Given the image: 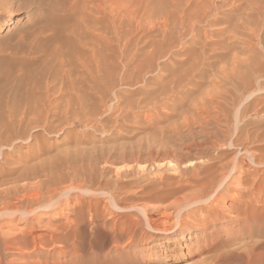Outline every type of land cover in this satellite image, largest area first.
<instances>
[{
	"label": "rangeland",
	"instance_id": "374dc122",
	"mask_svg": "<svg viewBox=\"0 0 264 264\" xmlns=\"http://www.w3.org/2000/svg\"><path fill=\"white\" fill-rule=\"evenodd\" d=\"M81 1L0 0V22L8 19V15L13 11L15 21L11 28L0 33V88L6 86L4 91H0V102L6 94L10 96L14 92L20 77L25 78L28 75L25 79L30 78L29 73L24 75L25 77L22 76L25 71L44 66L54 68L60 65L61 60L70 64V59L64 54L66 55L71 48L69 46L70 31L72 32L71 29H74L78 23L75 19L83 20L89 17L98 27L108 28L109 39L114 38L117 20L111 14L107 16L97 14L98 17L94 9H91L94 11L93 15L90 14L87 10V0L83 3ZM105 1L93 0L92 4L94 6L96 3L94 6L96 7L98 3L103 5ZM112 1H110L112 5L110 3L109 5L116 7L115 11L118 6H121L122 39L119 45L115 43L107 51L100 53L105 58L109 73L106 91L101 94L95 93L86 99L87 101H81L72 90L70 93L69 91H63L62 94L56 92L61 85L56 86L58 88L54 89L56 93L54 92L50 101L58 106V111L51 106L49 129H45L46 127L44 128L41 124L38 128L31 130L32 136H35L34 139L23 142L20 153L16 152L10 158V163H14L20 156L32 151L31 155H37L39 160L37 158L36 161H31V165L39 162L46 163H42V169L53 168L55 177H61L62 181L41 189V192L45 194L51 190L59 192L54 199L56 203L50 210L28 207V211L32 213L28 215L31 218L27 216L30 221L25 217L22 219L17 216L9 225L5 224V219L0 218V235L4 238L28 237L31 241L32 228L36 236L42 234V243L39 242L38 246L33 247L32 243H28L24 250L13 245L7 249L2 248L5 264H34L35 262L36 264H220L219 259H223L222 264H235L238 257L245 253L250 245L261 243V239L264 241V233L259 232L261 237L257 233L258 228L264 225V217H261L260 210L257 208L260 205L256 201L261 191L255 190L247 198H241L238 193L246 188V183L232 181L231 191L224 192L225 200L216 207V211H222L227 215L225 213L227 207L237 208L240 201L241 215L239 212L231 214V217L236 218L234 223L230 219H221L215 224L207 223L198 226V220H202V215L194 208L193 213L189 210L191 215L185 222L184 228L177 227L173 234L154 232L149 229L144 212L153 210L155 214L159 211L162 214L165 209L169 210L165 211L167 213L173 212L175 202L170 192L186 184L191 186V189L186 185L188 188L184 190V194H193L200 190L194 183L186 181L184 183L183 180L189 178L186 176L188 173L194 175L202 172L200 169L206 164L209 165L207 161L212 156L214 159L218 158L220 154L209 145L211 142L209 139L214 141L215 134L226 144L227 149L224 152L225 160L220 164L231 163L235 158L242 160L249 156L248 153V155L243 154L245 150L237 151L232 146L238 135L237 125L234 122L236 108L227 104L226 96L223 97V95L230 93L234 83V73L246 72L248 64L258 66L261 61L264 62L261 44L264 38V0H239L240 2L238 0H162L160 2L120 0L121 4L125 3L124 6L120 3L118 5V0ZM111 8L112 11L114 8ZM87 13L89 14L86 15ZM152 16L156 19L153 20ZM104 25L105 27H102ZM225 45L229 48L226 49ZM56 48L57 54H55ZM86 51L89 50L76 49L75 53L88 61L87 64H96L91 62V52ZM60 55L63 57L61 58ZM260 65L264 66V63ZM188 67L191 71L187 69ZM221 70L224 71L221 73ZM77 72L76 80L81 78V80L84 79V83L86 82L85 87L82 81L78 80V83L83 86L79 89L78 84L77 95L91 86H94L91 87L92 89L98 88L97 91L100 92L101 83L88 74L87 69L80 68ZM218 74L221 75L218 76ZM261 75L264 76L263 73ZM250 77V79L255 78ZM176 78L179 79L176 80ZM256 79L258 80V77ZM223 84L226 86V92ZM227 88L230 89L228 93ZM40 92L38 96L42 94L41 97H44L43 92ZM208 94H211L212 100ZM71 95L73 98L69 97ZM202 95L205 96L204 100ZM244 95H249V92ZM203 101H205L204 104ZM200 102L204 106L207 104L205 106L207 108H204ZM222 103L224 106L220 105ZM69 105L70 112L65 117L62 110L67 109L66 106ZM220 107H223L222 110ZM223 110L224 114L228 115V123L222 116ZM207 111H211L210 114ZM216 114L218 118L221 116L220 118L223 119L217 120ZM254 115L250 113L246 120L257 124L259 132L264 135V126L261 125L264 115L262 113ZM40 120L45 118L40 117ZM215 120L223 125L217 124ZM254 131L259 138L256 128L250 129L251 136L256 137ZM221 133L223 135H220ZM231 134H233L232 137ZM263 140L264 137L248 146L251 153L262 156L264 163V150L257 148L264 144ZM204 145L205 147H202ZM165 153L168 155L166 156ZM164 156L167 159H163ZM198 156L201 157L200 160L195 158ZM174 157L177 162L179 160L180 167L183 165L184 170L180 168L181 172L188 169L187 174L184 172L176 175L171 168L169 169L168 165ZM196 160L205 161L202 163L203 165L205 163V166L201 167V162ZM195 163L197 165H194ZM189 164L192 166L189 167ZM12 166L19 167L16 164ZM12 166L9 167L12 168ZM67 166L73 167L74 173L73 169H68ZM187 166L188 168L185 169L184 167ZM193 166L195 169L191 172ZM253 170L254 165L248 161L243 165L242 172L237 170L234 173L232 180L244 178L247 174L254 172ZM20 172L22 169L18 170L17 175ZM219 173L223 175L225 172ZM262 177L264 179V176ZM154 178L156 180H153ZM41 180L45 178L30 173L20 184L34 186ZM101 192L103 193L99 195ZM37 193L35 188H29L25 192H20V195L35 196ZM183 193L181 195H184ZM242 204L247 205L249 211L256 205L258 211H250L255 216L254 220L244 221L247 213L244 214ZM119 207L122 209H118ZM157 209L160 210L157 211ZM175 215H172L170 223L177 219ZM134 217H137V220ZM115 222L119 224L116 227H119L118 229H113ZM133 240L136 242L132 243Z\"/></svg>",
	"mask_w": 264,
	"mask_h": 264
},
{
	"label": "bare ground",
	"instance_id": "6f19581e",
	"mask_svg": "<svg viewBox=\"0 0 264 264\" xmlns=\"http://www.w3.org/2000/svg\"><path fill=\"white\" fill-rule=\"evenodd\" d=\"M81 1V0H80ZM93 1V0H92ZM90 0H87V4H88V12L90 14H92L94 11L95 14H101V15H106L107 14H111L112 17L117 20V22L115 23V30H114V38L113 39H109L108 35H107V29L108 28H100L98 27L97 24H95V21H93L91 18L89 19V17H87L86 19L83 20H78L75 19L76 21H78V23H76V27L74 29H71L72 32L70 31V38H71V44L69 46H71L69 52L64 56L68 59H70V64H66L63 60H61V58L63 57V55H60L61 58H59V60H61L60 65H57L56 67H48V66H44V67H37L36 69H31L28 71H25L24 75H26L27 73H29V79H25L28 78L27 77L23 78L20 77L19 79V83L15 86V90L14 92L9 96L6 94V96L3 98V100H1L0 102V218H3L6 220V225H9L11 220L14 221V219H16L17 216H20L22 219L25 217L27 218L26 220L30 221L31 215L32 213L30 211H28V207H34L37 210H50L52 208V206L56 203L54 201L55 197L58 195V191L57 190H51L48 191L49 193H42L41 189L44 186L50 187L52 185H56L59 182L62 181L61 177H58L54 175V169H47L44 168L42 169V163L46 164L44 162H39L38 164L35 165H31V161L35 160L38 158L37 155L36 156H32L31 152H27V154H24L22 156H20L19 159H17L16 162L14 163H10L11 161V157L16 153H20V146L22 145L23 147V142H27L30 139H34V137L32 136L31 130H34L35 128H38V126H40L41 124H43L42 126L45 129H49L50 127V123L48 122L49 117H50V112L52 111L51 109L54 108L58 111V106L54 105L55 103L52 101H50V98L53 96V94H55L56 92H62L66 91L69 93L71 92V90L75 93V96H78L79 100H86L88 99L90 96H92L95 93L101 94L103 92L106 91V84L108 82L109 79V73L107 71V64H105V58L104 56H102L100 53H104V51L115 43H120L121 41V36H122V10H121V6H118L116 11L115 8L112 7V3L110 1H105L103 2L104 4H100L98 3V6L94 7L93 6V2ZM114 1V0H113ZM112 1V2H113ZM120 0H118V5ZM131 1V0H130ZM148 1V0H146ZM156 1V0H155ZM162 0H157V2H160ZM239 1V0H238ZM255 1V0H254ZM257 1V0H256ZM260 1V0H259ZM68 2V1H67ZM82 3L84 2V0L81 1ZM196 2V1H195ZM240 2V1H239ZM242 2V1H241ZM1 3V2H0ZM109 3L111 5H109ZM227 3V2H226ZM231 3V2H230ZM229 3V4H230ZM86 4V3H85ZM121 4V3H120ZM237 4V3H236ZM73 5V4H72ZM80 5V4H79ZM123 5V4H121ZM125 5V3H124ZM123 5V6H124ZM86 6V5H85ZM201 6V5H200ZM229 6V5H228ZM239 6V5H238ZM263 6V5H261ZM71 7V6H70ZM77 7V6H76ZM113 9L112 11L110 10V8ZM130 7V6H128ZM242 7V6H241ZM82 8V7H80ZM138 8V6H137ZM250 8V7H249ZM256 8V7H255ZM261 8V7H260ZM91 9H94V11H92ZM132 9V8H131ZM153 9V8H152ZM164 9V8H163ZM208 9V8H207ZM242 9V8H241ZM154 10V9H153ZM175 10V9H174ZM193 10V9H192ZM232 10V9H231ZM244 10V8H243ZM249 10V9H248ZM253 10V9H252ZM255 10V9H254ZM80 11V10H79ZM83 11V10H82ZM91 11V12H90ZM115 11V14L113 13ZM156 11V10H155ZM177 11V10H176ZM14 12V11H13ZM11 12L8 15V19H5L3 22H0V33H4L8 28H11L14 25V13ZM243 12V11H242ZM66 13V12H65ZM81 13V12H80ZM89 13H87L86 15H88ZM135 13V12H134ZM157 13V12H156ZM173 13V12H172ZM177 13V12H176ZM191 13V12H190ZM239 13V12H238ZM264 13V12H263ZM152 14V13H151ZM154 14V12H153ZM240 14V13H239ZM260 14V13H259ZM85 15V16H86ZM93 15V14H92ZM167 15V14H166ZM221 15V14H220ZM77 16V15H76ZM79 16V15H78ZM82 16V17H85ZM98 16V15H97ZM125 16V15H124ZM150 16V15H149ZM177 16V14H176ZM189 16V15H188ZM223 16V15H222ZM262 16V15H261ZM75 17V16H74ZM81 17V18H82ZM99 17V16H98ZM155 17V16H154ZM158 17V16H157ZM218 17V16H217ZM77 18V17H76ZM94 18V17H92ZM129 18V17H128ZM146 18V17H145ZM148 18V17H147ZM225 18V17H224ZM261 18V17H260ZM152 19L155 20L152 16ZM205 19V18H204ZM228 19V18H227ZM235 19V18H234ZM145 20V19H144ZM149 20V19H148ZM233 20V19H231ZM106 21V20H104ZM151 21V20H150ZM170 21V20H169ZM226 21V18H225ZM114 22V21H113ZM147 22V20H146ZM144 22V23H146ZM153 22V21H152ZM157 22V21H156ZM223 22V21H222ZM228 22V21H227ZM231 22V21H230ZM233 22V21H232ZM244 22V21H243ZM242 22V23H243ZM98 23V21L96 22ZM132 23V22H131ZM150 25V22H148ZM220 24V23H219ZM225 24V23H224ZM223 24V26H224ZM227 24V23H226ZM229 24V23H228ZM108 25V24H107ZM136 25V24H135ZM147 25V24H146ZM157 25V23H156ZM164 25V24H163ZM197 25V24H196ZM213 25V24H212ZM232 25V24H231ZM235 25V24H234ZM263 25V23H262ZM143 26V25H142ZM187 26V25H186ZM239 26V25H238ZM242 26V25H241ZM102 27H105L102 26ZM164 27V26H163ZM190 27V26H188ZM187 27V28H188ZM192 27V26H191ZM230 28V27H229ZM235 28V27H234ZM248 28V27H247ZM111 29V28H110ZM163 29V28H162ZM165 29V27H164ZM145 30V29H144ZM149 30V29H148ZM264 30V28H263ZM112 31V30H111ZM170 31V29H169ZM198 31V30H197ZM200 31V30H199ZM252 31V30H251ZM256 31V30H255ZM230 32V31H229ZM252 33V32H251ZM110 34V33H109ZM170 37V33L168 34ZM234 35V34H233ZM131 36V35H130ZM257 36V35H256ZM137 37V36H136ZM187 37V36H186ZM198 37V36H197ZM194 38V37H193ZM204 39V38H203ZM234 39V38H233ZM241 39V37H240ZM259 39V38H258ZM152 40V39H151ZM155 40V38L153 39ZM168 40V39H167ZM207 40V39H206ZM230 39H228L229 41ZM262 40V39H260ZM259 40V41H260ZM227 41V42H228ZM197 42V41H196ZM262 42V41H261ZM173 43V42H172ZM223 43V42H222ZM239 43V42H238ZM116 44V45H117ZM132 44V43H131ZM160 44V43H159ZM176 44V42H175ZM263 46V50L264 51V38H263V42L261 43ZM119 45V44H118ZM168 45V44H167ZM171 45V44H170ZM230 44L228 43V46ZM200 46V45H199ZM257 46V45H256ZM164 47V46H163ZM166 47V46H165ZM164 47V48H165ZM226 47V45H225ZM232 47V46H231ZM153 48V47H152ZM151 48V49H152ZM213 48V47H212ZM229 47H226V49ZM259 48V47H258ZM76 49H88L91 52V62L96 63V64H87L88 61L80 58L76 53L75 50ZM235 49V48H234ZM54 50V49H53ZM88 51V52H89ZM226 51V50H225ZM242 51V50H241ZM255 51V50H254ZM82 52V51H80ZM87 52V51H86ZM87 52V53H88ZM58 53V49L56 48L55 54ZM86 53V54H87ZM260 53V51H259ZM54 54V53H53ZM161 54V53H160ZM159 54V55H160ZM164 54V53H163ZM238 54V53H237ZM261 54H263V52H261ZM259 54V56L261 55ZM81 55V54H80ZM187 55V54H186ZM234 55V53H233ZM231 55V56H233ZM235 56V55H234ZM264 57V55H262ZM58 56L56 55V58ZM198 57V56H197ZM236 57V56H235ZM158 58V57H157ZM238 58V57H237ZM254 58V57H252ZM257 58V57H256ZM261 58V57H260ZM227 59V58H226ZM236 60V58H234ZM199 60V59H198ZM233 60V59H231ZM230 60V61H231ZM159 61V60H158ZM258 61V60H257ZM63 63V64H61ZM65 63V64H64ZM193 63V62H192ZM210 63V62H209ZM225 63V62H224ZM223 63V64H224ZM233 63V62H232ZM238 63L239 62H235ZM259 63V61H258ZM264 63V62H263ZM262 61L259 63L263 64ZM195 64V63H193ZM192 64V65H193ZM202 65V64H201ZM236 65V64H235ZM241 65V64H240ZM256 66V65H252V64H248L246 66L247 70L246 72L242 69L243 73H240L238 71V73H234V78L233 81L234 83H232V89L230 91V93L228 95H223L226 96V101L227 104H230V106L232 108H236V116L234 119V122L236 123L237 127L236 130H238V135L236 137V141L234 143H232V146L234 148L238 150H245V152H243V154H249V156H246L247 158H243L242 160H240V158H235L231 163H227V164H220L223 160H225V153L226 152V144L222 141L219 140L220 137H217V134H215L213 139L214 141H212L211 139H209L211 142L209 143V145H211V147L215 148L220 155L218 156V158L216 157V159H214L212 156L211 158L208 159V164L205 163L204 165L202 164L205 161H199L200 158L195 157V158H199V161L201 162V167L200 170L202 172H199L197 174H190L188 173V166L184 167L185 169H187V171L185 170L184 172H181V169H183V165L182 167H180V163L179 160L178 162L175 160V157L173 159V161L170 162L169 169L171 168L173 174H187L186 177L187 180H183L184 183L186 182H190V183H194L196 185V188L198 186V188H200V190L196 193L193 194H184V190H186L188 187L186 185H182L183 187L180 188H176L175 190H172L171 193V197L174 200V205H173V210L169 207V209H171L173 212H165V211H169L167 209H165L164 213L161 214V212L157 209V211H159L157 214H155L154 212H152V208H150L152 211L150 212H144V218L147 220V224L149 229H151L154 232H161V233H170L173 234L174 231L177 229V227L181 228L183 226H185V222L187 221V219L190 217V212L193 213L192 211H194L193 209L196 208L197 210H199V212L202 215V220H198V226L200 225H204L207 223H211V224H215L217 223L219 220L221 219H230L233 221L234 223V219L231 217V214L233 213H237L239 212L240 214V205L241 202L239 201V206L236 207H227V210L225 213H227V215H225L222 211H216V207L219 206L221 204L222 201L225 200V194L224 192H230L231 190V185H232V181L233 182H237V183H246L245 186L246 188L239 192L238 196H240L241 198H247L248 195L253 194L255 190L257 191H261V195H259V197L257 198V203H259L260 206H258L257 208H259L260 210V215L261 217H264V179L262 176H264V163L262 162V156H256L253 153L250 152V146H248L250 143L252 142H257V140H260L261 138L264 137V135H262V133H260V129L258 128L259 126H257V124L255 125V123H252V121H247L246 117L249 116L250 113H254L255 115L261 114L264 115V76L261 75V73L264 74V66ZM170 66V65H169ZM219 66V65H218ZM231 66V65H230ZM242 66V65H241ZM67 67V68H66ZM217 67V66H216ZM85 68L88 70V74H90L94 79H96L97 81H99L101 83V90L100 92L97 91L98 88H94L92 89L94 86H91L89 88H86L84 91H82V93L80 95H77V92H79V90L77 89V86L79 84V89L81 88V86H85L86 87V82L84 83L83 80H81V78H79L78 80H81V83H78L79 81L76 80L77 78H75V75L78 76L77 72L78 70H80ZM193 68V66H192ZM213 68V67H212ZM241 68V67H240ZM189 69V67L187 68ZM195 69V68H194ZM220 69V68H219ZM222 69V68H221ZM227 69V68H226ZM233 69V68H232ZM236 69V68H235ZM25 70V69H24ZM171 70V69H170ZM191 71V69H189ZM193 70V69H192ZM239 70V69H238ZM7 71V70H6ZM188 71V70H187ZM219 71V70H218ZM224 71V70H223ZM222 70L220 71L221 73L223 72ZM232 71V70H231ZM10 72V71H9ZM7 72V73H9ZM77 72V73H76ZM184 73V71H182ZM186 72V71H185ZM226 72V71H225ZM230 72V71H229ZM189 74V73H188ZM227 74V72L225 73ZM223 74V75H225ZM233 74V73H232ZM231 74V75H232ZM9 75V74H8ZM7 75V76H8ZM185 75V74H184ZM221 74H218V76ZM256 75V77L254 76ZM61 76V77H59ZM208 76V75H207ZM214 76V75H213ZM215 76V77H218ZM253 76L255 77V81H253L252 79H250ZM59 77V78H58ZM193 77V76H192ZM233 77V76H232ZM237 77V79L235 78ZM258 77V81L256 78ZM10 78V77H9ZM157 78V77H156ZM228 78V77H227ZM179 79V78H178ZM176 78V80H178ZM206 79V78H204ZM225 79V77H224ZM223 79V81H224ZM7 80V78H6ZM5 80V81H6ZM210 80V79H209ZM213 80V79H212ZM230 80V79H229ZM227 80V82L229 81ZM257 80V81H256ZM1 81V79H0ZM96 81V82H97ZM226 81V79H225ZM224 81V83H225ZM168 82V81H167ZM226 82V83H227ZM219 83V82H218ZM3 86L4 83L2 82ZM11 83H9L10 85ZM61 86H60V85ZM89 84V83H88ZM164 84V83H163ZM209 84V83H207ZM229 85V82L227 83ZM6 85V84H5ZM224 85V84H223ZM223 85H221L223 87ZM56 86H60L59 90L56 91L54 90L55 88H58ZM179 86V84H178ZM182 86V85H181ZM210 86V85H209ZM225 86V85H224ZM6 87V86H5ZM5 87H1L0 91L5 89ZM84 87V88H85ZM172 87V86H171ZM8 88V86H7ZM24 88V89H23ZM178 88V87H177ZM209 88V87H208ZM213 88V87H212ZM216 88V87H215ZM225 88V89H224ZM223 89L226 92V86ZM172 89V88H171ZM83 90V89H82ZM96 92H93V91ZM227 93L229 92L230 89L227 88ZM233 90V91H232ZM43 92L44 97L38 96L39 92ZM56 91V92H55ZM173 91V90H172ZM179 91V90H178ZM216 91V89H215ZM218 91V90H217ZM7 93V91H5ZM40 92V93H41ZM55 92V93H54ZM174 92V91H173ZM204 92V91H203ZM211 92V91H208ZM224 92V91H223ZM246 92H249V95L245 96L244 94ZM206 93V91H205ZM220 93V92H219ZM67 94V93H66ZM72 94V93H71ZM172 94V93H171ZM217 94V93H216ZM221 94V93H220ZM224 94V93H223ZM226 94V93H225ZM40 95V94H39ZM64 95V94H63ZM210 95V100L211 99V94ZM207 95V96H208ZM206 96V97H207ZM69 97H72L69 96ZM194 97V96H193ZM203 100L205 99V96L202 95ZM218 97H220V95H218ZM73 98V97H72ZM77 98V97H76ZM192 98V97H191ZM215 98V97H214ZM213 98V100H214ZM77 99V100H78ZM199 99V98H198ZM224 99V98H223ZM53 100V99H52ZM58 100V99H57ZM66 100V99H65ZM166 100V99H165ZM207 100L208 97H207ZM222 100V99H221ZM87 101V100H86ZM85 101V102H86ZM201 101V100H200ZM216 101V100H215ZM219 101V100H218ZM225 101V102H226ZM56 102V101H55ZM70 102V101H69ZM84 102V101H83ZM82 102V103H83ZM205 101H203L204 104ZM224 102V101H223ZM202 104V102H200ZM210 103V102H209ZM212 103V102H211ZM221 103V102H219ZM80 104V103H79ZM186 104V103H185ZM198 104V103H197ZM202 104V105H203ZM244 104V105H243ZM215 105V104H214ZM220 105H223L220 104ZM218 105V107L220 106ZM226 105V103H225ZM51 106H53L51 108ZM72 106V105H71ZM198 106V105H197ZM200 106V105H199ZM198 106V107H199ZM204 106V105H203ZM207 106V104L205 105ZM204 108H207L205 107ZM211 106V105H210ZM224 106V105H223ZM67 109L62 110L64 116L66 117L69 112H70V105L66 106ZM226 107V106H225ZM64 108V107H63ZM80 108H81V104H80ZM188 108V107H187ZM195 108V107H194ZM221 108V107H220ZM223 108V107H222ZM221 108V110H222ZM228 108V107H227ZM226 108V109H227ZM60 109V107H59ZM79 109V108H78ZM196 109V108H195ZM51 110V111H50ZM55 110V112H56ZM77 110V108L75 109ZM203 110V109H202ZM206 110V109H205ZM231 110V109H230ZM218 111V110H217ZM216 111V113H217ZM227 111V110H226ZM232 111V110H231ZM60 112V111H59ZM72 112V110H71ZM211 112V111H210ZM209 111H207V113L210 114ZM220 112V110H219ZM218 112V114H219ZM228 112V111H227ZM222 116L224 117V120L226 121V123H228V115L224 114V110L221 112ZM229 113V112H228ZM53 114V112H52ZM215 113H213L214 115ZM235 114V113H234ZM55 115V114H53ZM194 115V114H193ZM197 115V114H196ZM206 115V114H205ZM220 115V114H219ZM254 115V116H255ZM201 116V115H200ZM199 116V119H200ZM211 115H209L210 117ZM217 118V114L215 115ZM40 117H43V119L45 118V120H40ZM198 117V115H197ZM204 117V116H203ZM214 117V116H213ZM221 117V116H220ZM219 117V118H220ZM187 118V117H186ZM202 118V117H201ZM219 118L217 120H219ZM223 119V118H220ZM183 120V119H182ZM186 120V119H185ZM207 120V119H206ZM205 120V121H206ZM217 120H215L217 122V124H220ZM223 120V121H224ZM252 120V119H251ZM263 122L261 123L262 126H264V119H262ZM212 121V120H211ZM221 121V120H220ZM208 122V120H207ZM214 122V120L212 121ZM257 122V121H255ZM261 122V121H258ZM195 123H197L195 121ZM204 123V122H203ZM223 123V122H222ZM225 123V124H226ZM206 124V123H205ZM208 124V123H207ZM216 124V126H217ZM224 124V125H225ZM198 125V124H197ZM201 125V124H200ZM221 125V124H220ZM223 125V124H222ZM221 125V126H222ZM230 125V124H229ZM203 126V125H202ZM211 126V125H209ZM213 126V125H212ZM215 126V127H216ZM226 126V125H225ZM23 127H25V129L23 130ZM192 127V126H191ZM227 127V126H226ZM261 127V126H260ZM189 128V127H188ZM209 128V127H208ZM228 128V127H227ZM256 128V131L259 132V138L258 135H256L257 133H255L254 131V135H256V137L251 136L250 133V129ZM204 129V128H203ZM224 129V128H223ZM222 129V133L224 132ZM163 130V129H161ZM175 130V129H174ZM177 130V129H176ZM199 130V129H198ZM219 130V129H218ZM226 130V129H225ZM255 130V129H254ZM205 131V130H204ZM217 131V130H216ZM235 131V130H234ZM162 132V131H161ZM180 132V131H179ZM210 132V131H209ZM214 132V129H213ZM218 132V131H217ZM226 132V131H225ZM263 132V131H262ZM176 133V132H175ZM220 135H223V134ZM240 134V135H239ZM264 134V132H263ZM182 135V134H181ZM194 135V133H193ZM191 135V136H193ZM197 135V134H196ZM227 135V132H226ZM261 135V136H260ZM225 136V135H224ZM233 136V134H231V137ZM239 136V137H238ZM263 136V137H262ZM161 137V136H160ZM207 137V136H206ZM176 138V137H175ZM191 138V137H190ZM208 138V137H207ZM37 139V137H36ZM224 139V138H223ZM154 140V139H153ZM161 140V139H160ZM224 140H227L224 139ZM193 141V139H192ZM231 141V140H230ZM30 142V141H29ZM232 142V141H231ZM264 142V140H263ZM157 143V142H156ZM164 143V142H163ZM172 143V142H171ZM192 143V142H191ZM190 143V144H191ZM194 143V141H193ZM198 143V142H197ZM204 143V142H203ZM207 143V142H206ZM262 143V142H261ZM152 144V143H151ZM160 144V143H159ZM181 144V143H180ZM161 145V144H160ZM165 145V144H164ZM168 145V143H167ZM192 145V144H191ZM203 145V144H201ZM208 145V146H209ZM260 145V144H259ZM196 146V144H195ZM231 146V145H229ZM257 146V145H256ZM32 147V146H31ZM154 147V146H152ZM176 147V146H175ZM190 147V146H189ZM202 147H205L202 146ZM33 148V147H32ZM166 148V147H165ZM193 148V147H192ZM199 148V147H197ZM260 150H264V144L260 145L257 147ZM226 149V150H225ZM230 149V148H228ZM29 151V150H28ZM171 151V150H169ZM174 151V150H173ZM200 151V150H199ZM222 151V152H221ZM152 152V151H151ZM159 152V151H158ZM187 152V151H185ZM184 152V153H185ZM240 152V151H239ZM155 153V152H154ZM168 153V152H167ZM166 154V153H165ZM198 154V153H197ZM239 154V153H238ZM247 154V155H248ZM262 154V153H261ZM21 155V154H20ZM168 154H166L167 156ZM180 155V154H179ZM195 155V154H194ZM17 156V155H16ZM157 156V155H156ZM164 156L163 159H167V157ZM173 156V154H172ZM171 156V157H172ZM202 156V155H201ZM166 157V158H165ZM186 157V156H185ZM205 157V156H204ZM176 158H178L176 156ZM188 158V157H187ZM186 158V159H187ZM153 159V158H152ZM160 159V158H159ZM169 159V158H168ZM180 159V158H179ZM39 160V158H38ZM151 160V159H150ZM203 160V158H202ZM14 161V160H13ZM166 161V160H165ZM169 161V160H168ZM167 161V162H168ZM248 161L252 163V165H254V172L247 174L246 177L241 178V179H236V180H232V177L234 175V173L237 170H241L243 169V165L247 164ZM51 162V161H50ZM162 162V161H161ZM181 162V161H180ZM193 162V160H192ZM52 163V162H51ZM12 164H16L19 165V167H13ZM34 164V163H33ZM151 164V163H149ZM168 164V163H167ZM186 165V164H185ZM194 165H197L196 163ZM199 165V164H198ZM5 166V167H4ZM9 166H12V168H10ZM167 166V167H168ZM192 166L191 164H189V167ZM200 166V165H199ZM194 167V166H193ZM192 167V168H193ZM253 167V166H252ZM68 169H73V173H74V168L71 166H67ZM22 169V172L19 173V175H17L18 170ZM166 169V168H165ZM195 167L191 170L194 171ZM197 169V168H196ZM221 170V171H220ZM246 170V169H245ZM158 171V170H157ZM250 171V169H249ZM187 172V173H186ZM190 172V170H189ZM219 172H225L223 173V175H220ZM32 175H38L42 178V176L45 178V180H41L39 183L35 184L34 186H28L26 184H20L23 180H25L29 174ZM154 173V172H153ZM194 173V172H193ZM244 173V172H243ZM247 173V172H246ZM249 173V172H248ZM17 175L15 177H13L14 175ZM151 174V173H150ZM158 175V174H157ZM161 175V174H160ZM192 175V176H190ZM244 175V174H243ZM71 177V175H69ZM74 176V175H73ZM72 176V177H73ZM63 177V176H62ZM144 178V177H143ZM152 178V177H151ZM174 178V177H173ZM65 179V178H64ZM160 179V178H159ZM141 180V179H140ZM153 180H156V178H154ZM158 180V179H157ZM161 180V179H160ZM172 180V179H171ZM176 180V179H175ZM174 181V180H173ZM141 182V181H140ZM162 182V181H161ZM168 182V181H167ZM175 182V181H174ZM155 183V182H154ZM159 183V181H158ZM161 184V183H160ZM180 184V183H179ZM190 184V185H192ZM10 185L9 187H6ZM162 185V184H161ZM171 185V184H170ZM191 187V186H190ZM189 187V188H190ZM29 188H35L38 193L35 196H22L20 195V192H25L27 191ZM191 189V188H190ZM64 191V190H63ZM142 191V190H140ZM188 191V190H187ZM169 192V191H168ZM193 192V191H192ZM103 192H101L99 195H101ZM184 195H181V194ZM111 194V193H108ZM69 196V195H68ZM67 196V197H68ZM93 196V195H92ZM232 196V195H231ZM230 196V197H231ZM94 197V196H93ZM236 197V196H235ZM111 198L114 199V196L111 195ZM249 198V197H248ZM227 199V198H226ZM114 201V200H113ZM238 200H234V202ZM233 202V201H232ZM248 203V202H247ZM246 203V204H247ZM250 204V203H249ZM252 204V203H251ZM244 206V204H242ZM116 206V205H115ZM250 206V205H249ZM251 207V206H250ZM117 208V207H116ZM146 208V207H145ZM220 208V207H219ZM253 208V209H252ZM252 208H250L252 210H254L255 212H257V208L256 205L253 206ZM118 209H122V208H118ZM127 209V207H126ZM138 209V208H137ZM148 209V208H147ZM221 209V208H220ZM244 214L247 213V216L245 217L246 222L254 220V215L251 214V212L249 211V207H247V205L244 206ZM142 210V209H141ZM140 210V211H141ZM155 210V208H154ZM190 210V212H189ZM128 211V210H127ZM143 212V210L141 211V213ZM189 212V213H188ZM250 212V213H249ZM176 214L175 216L177 217V219L175 220V222L170 223L171 219L173 218L172 215ZM37 215V214H36ZM123 215V214H121ZM140 215V214H139ZM241 215V214H240ZM260 215L258 216V218L260 217ZM30 217L28 219V217ZM157 216V218L155 217ZM174 216V217H175ZM117 217V216H115ZM121 216H119L120 218ZM198 217V216H197ZM135 218V217H134ZM137 218V217H136ZM135 218V219H136ZM239 218V217H238ZM19 219V220H22ZM55 219V218H54ZM241 219V217H240ZM256 219V218H255ZM53 220V219H52ZM137 220V219H136ZM139 220V219H138ZM264 220V218H263ZM174 221V220H173ZM261 221V220H259ZM5 222V221H4ZM40 222V221H39ZM172 222V221H171ZM31 223V222H30ZM134 223V222H133ZM35 224V223H34ZM251 224V223H250ZM119 224H116V222L113 225V229H118L116 228ZM135 225V223H134ZM136 226V225H135ZM134 226V227H135ZM33 227V226H32ZM203 227V226H202ZM249 227V226H248ZM184 228V227H183ZM254 228V227H253ZM200 229V228H199ZM185 230V229H184ZM252 231V230H251ZM254 231V230H253ZM256 231V230H255ZM51 232V231H50ZM264 233V225L260 226L257 230V233ZM26 233V232H25ZM42 233V232H41ZM123 233V230L121 231V234ZM259 233V236H260ZM29 234V233H26ZM37 234V233H36ZM226 234V233H225ZM22 235V234H21ZM25 235V234H23ZM30 235L32 236V240L29 241L28 237H19V238H15V239H7L4 238L0 235V264H5V258H4V253L2 254L1 249L2 248H8L10 246L13 245V247H18L21 250L26 249L28 243H32L33 247L34 246H38V244L42 243V234L41 236L39 235H35L34 232V228H32V230L30 231ZM228 235V234H227ZM17 236V235H16ZM27 236V235H26ZM49 236V235H48ZM246 236V235H245ZM250 237V236H249ZM255 237V236H254ZM253 237V238H254ZM261 237V236H260ZM264 237V235H263ZM252 238V237H251ZM264 239V238H263ZM257 240V239H256ZM260 241H262L261 243H255L253 245H250V247L247 249V251L243 254H241L238 259L237 262L235 264H264V241L261 239ZM40 242V243H39ZM136 240L132 243H135ZM218 243V242H217ZM132 245V244H131ZM3 249V250H4ZM222 257V256H221ZM220 264H222L223 259H219ZM218 260V261H219ZM219 263V262H218ZM36 264V262L34 263Z\"/></svg>",
	"mask_w": 264,
	"mask_h": 264
}]
</instances>
